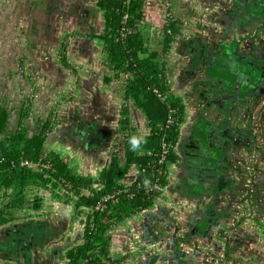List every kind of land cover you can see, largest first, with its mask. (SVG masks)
Segmentation results:
<instances>
[{
	"label": "crops",
	"instance_id": "crops-1",
	"mask_svg": "<svg viewBox=\"0 0 264 264\" xmlns=\"http://www.w3.org/2000/svg\"><path fill=\"white\" fill-rule=\"evenodd\" d=\"M172 1V9H169L166 13L171 14L174 19L173 22L178 21L181 24L182 20L183 22L187 21L186 25L184 24V29L190 28V24L195 22L192 21V18H195L193 10L198 8L199 0ZM84 2L86 0L65 2L63 0H0V75L2 76V81H4V84L0 86V114H3L4 111L6 113L4 115L6 136H9L10 126L13 123V119L16 118L17 129L15 131H17L19 123H25L26 119L23 122L19 117L20 110L15 112L16 110L13 107H9V105H13V97L10 96V94H13V89L12 87L8 89L12 84L10 83L12 79L19 81L22 84V86L19 85L22 89L31 84L29 83L31 79L34 80L36 91L39 88L41 92L39 90L38 93L41 95L43 94L42 84L45 87L49 86L50 89H55L64 82L66 74L63 70V61H67L68 57V60H71L72 64L76 65V73L79 67L80 69H86V73L79 75L80 80L77 83L78 95L75 98L74 105L67 107L65 110L63 109L60 119L63 123H68V120L71 122L74 120L73 116L78 114L79 109L77 108L81 102L87 106L90 105L92 112L100 116L98 128V134H100L99 137L101 138L100 144L95 145L93 150L90 143L86 145V148L80 146L76 139L71 143L58 130L62 124L59 127H55L49 121V130L45 133L42 150L44 149L45 153H52L57 156L64 166L71 170L72 174L92 179L94 182L93 188L99 187V182L97 181L99 174L93 177L95 173L92 175V172L97 168H101V171L110 162L112 153H116L118 154L119 168L124 170L122 179L119 181L123 189L129 183V179L132 180L135 176V171L139 167L133 163L125 165V143L128 141H126L125 137L127 136L126 133H123L122 139H118L117 142L113 143L115 137L113 133L114 129H116L114 125L119 124V130L122 133V127L127 131L126 125L129 124L135 129V133L139 135V139H135V141L145 140L150 135L151 129L142 110L131 99L125 97L124 91L122 94V88H125L123 85L124 81L130 74H122V71L113 69L107 45L102 39L97 38L98 33H103L105 21L103 11L96 7L95 1L89 8L85 7ZM160 2L159 0H143V18L138 22L137 28L141 39L144 41L143 48L145 53H140L139 56L149 57V55H155L156 63L163 68V72L169 82V91L167 93L169 95L173 93L174 95L177 88L175 89L172 87L173 85H170L172 72L170 69L176 62L175 50L171 51L168 48L164 50L165 35L163 27L168 22H166L165 10H161ZM183 3L187 4L186 10L183 9ZM77 7L80 8L78 9ZM173 10L176 15L170 12ZM212 17L215 19L216 15L210 13V18ZM175 38L177 39V36ZM16 47L21 48L19 51L23 55V57L19 58L20 63L28 64L24 67L20 64V68L23 67L22 70L27 74L26 78H24L25 75L23 77L21 74L19 75L20 78L17 76L20 70H18V66H15L14 58H12V55L16 54ZM168 50L169 52H167ZM68 66L70 65L68 64ZM68 68L72 70L71 67ZM72 73L73 78H75L73 71ZM98 77L101 78L100 82ZM28 80L29 82H27ZM98 105L101 108V112L96 111ZM125 109L127 113L123 114ZM46 119L44 122H46ZM121 120L124 121L122 124ZM135 133L134 135H136ZM107 138H109L108 141ZM104 149L105 152L111 150L108 159L103 155L105 154ZM88 153L90 154L89 156ZM120 153H122V156ZM73 155H77L79 163L72 167L68 163L74 158ZM171 165L169 163L166 164L167 169L171 168ZM86 168L92 169V171H86ZM94 172L97 173L96 170ZM168 179L167 177L164 182V191H167V189L172 187L171 185L177 183L172 176L169 179L170 183ZM40 186L46 189V186L49 185H44L39 180L35 184L29 183L23 190L22 200L19 203H15L17 198L11 187L0 192L3 197V203H0V210H2L5 219L0 224V264H70L72 261L71 256H69L70 252L76 250V246L82 244V237L87 225L86 215L89 210L85 207L73 208V201H69L68 204L65 203L67 197L62 192L60 193L59 190H57L55 197L63 205L60 210L56 211L57 213L48 211L46 208L42 209L39 205L32 207L34 213L25 210L28 191L33 187ZM7 189H9V193L6 192ZM84 191L87 192L88 190ZM162 194V197L153 201L151 206L146 209L148 213L143 214L144 210H142L140 213H134L130 217L116 222V225L113 224V227L118 226L117 235L111 234L112 226L106 231L107 236H109L108 250L114 243V236L120 239V246L125 248L128 242L135 240L150 244L151 242L147 239L148 232L146 229H156L157 232L161 230L166 233L165 237L169 233L185 232L188 229L187 220L190 222V219L184 214L183 205L185 202L182 200L183 197L176 191L170 193L171 195L166 194L165 196V193ZM179 202L181 205L178 204ZM65 207L71 208L65 210ZM151 220L152 222H147ZM175 222L179 223V227H175ZM247 229L246 231L253 236L252 242L245 247L242 245L240 251L238 249L233 254L231 261L226 264H264V223L261 221L253 227L249 224ZM35 230L41 233L37 237ZM213 231V235H215V232L222 231V229L216 227ZM20 235L24 236L23 241L12 246V250L9 249V242ZM63 239L67 240L62 247L60 241ZM211 240L200 238L196 234L191 237V242L198 248L199 254L197 252L196 256L202 254L196 260L198 263L210 264L207 263L206 252L202 251L200 247L213 246V244L215 246L214 241ZM143 253L144 250L140 254L143 255ZM109 257L113 258L110 255ZM113 259H119L121 263L124 260L120 256Z\"/></svg>",
	"mask_w": 264,
	"mask_h": 264
},
{
	"label": "flooded vegetation",
	"instance_id": "flooded-vegetation-1",
	"mask_svg": "<svg viewBox=\"0 0 264 264\" xmlns=\"http://www.w3.org/2000/svg\"><path fill=\"white\" fill-rule=\"evenodd\" d=\"M90 1H95L98 7L100 0ZM81 4L83 5L82 1ZM198 4L197 10L203 13L204 23L197 25L199 29H182L181 35L177 39L174 37L168 47L171 51L175 50L176 62L170 69V85L177 88L173 96L177 98L182 113L173 119L171 126L176 127L177 135L171 140L168 153V157L173 156L172 161L167 157L169 165H173L167 169V176L169 179L174 177L177 183L167 191L163 189L162 193L165 196L174 191L179 193L176 185L190 184V188L194 189L190 198H194L197 203L193 210L203 222L202 231L205 228L215 230L218 226L222 228L221 225L228 221L232 223L231 244L225 246L224 241H215L213 248L214 258L224 259L223 264H226V260L230 262L242 245L245 247L252 242V234L246 231L249 224L253 227L264 222V0H199ZM210 13L216 15V18H210ZM208 73L211 74V81L207 80ZM165 80L168 86L166 75ZM127 83L128 81L123 84L124 92ZM215 86L225 88L227 95L211 93ZM206 88H210L209 95L212 98L209 100L205 97ZM206 96L208 97V93ZM227 96L232 100L228 103L230 106L223 100ZM236 96L245 99L239 117V111L234 109L238 106L235 105ZM196 99L202 104L204 100L214 101V107L208 112L204 107L199 111L197 105L193 104ZM83 106L87 107V111H93L90 105L83 103ZM225 106H228L227 113ZM96 111L101 112L99 105ZM89 119L94 122L93 129L86 130L85 137L78 135L76 122L72 124L68 121L69 124H65L68 127L60 126L58 130L64 138L68 133L70 138L66 140L71 143L76 139L80 146L86 148L83 140L87 139L93 148L101 140L98 134L100 116L91 112ZM126 126L127 131L122 127V136L126 133L128 137H125L126 141L139 139L135 129L129 124ZM203 128L204 132L209 133L210 145L218 150L217 155H212L211 162L205 158L201 160L199 173L202 175L200 181L203 187H199L196 181V184H192L190 180L195 177V172L186 171L181 160L193 154L191 150L186 151L194 141L190 136L198 135ZM200 155L208 156V153L202 151ZM223 156V181L215 184L213 172L218 166V158L222 161ZM245 183L249 185L247 192L252 191V198L246 199L247 192L241 191ZM216 199L219 200L217 203ZM190 222L189 230H195L192 222L196 220L192 218ZM66 240H61L62 247ZM209 255V252L205 253L206 258ZM200 256L202 254L194 255L193 258L197 260ZM207 263L212 264L210 261Z\"/></svg>",
	"mask_w": 264,
	"mask_h": 264
},
{
	"label": "trees",
	"instance_id": "trees-1",
	"mask_svg": "<svg viewBox=\"0 0 264 264\" xmlns=\"http://www.w3.org/2000/svg\"><path fill=\"white\" fill-rule=\"evenodd\" d=\"M142 5L143 0H129L125 6L121 5L120 0H100L98 8L103 11L105 21L103 33H98L97 38L102 39L107 45L113 69L130 74L125 79L126 82L128 81L125 97L131 99L142 110L150 124L148 126L151 132L145 140L129 139L125 143V165L136 164L139 168H144L148 174L149 170L146 165L152 158L148 157L146 152L157 151L158 142L163 134L168 141L177 135L176 127L173 126H170L165 132L160 130V125L162 126L167 118L168 108L175 109L173 119L178 114L180 115L182 110L177 98L173 94H167L168 86L163 68L156 63L155 55L139 56L140 53H145L144 41L137 28L138 22L143 18ZM123 16H126V23L121 26L120 22ZM180 25L178 21H170L163 27L164 50L169 47L175 36H179L183 32ZM121 27H124L126 32L123 40L119 37ZM166 30L169 32L167 33ZM63 66L68 67L66 60L63 61ZM153 88L158 94L166 97L164 101H161L158 95L152 92ZM19 110L20 119H25L28 107ZM125 113H127L126 109L123 111V114ZM5 114V111L0 114V137H3L2 140L0 138V156L6 161L4 164H0V192L11 187L17 198V201L14 202L19 203L22 200V192L29 183L35 184L37 180H40L44 185H51L53 189L57 188L67 197L65 203L73 201V208L85 207L89 210L86 215L87 225L82 237V244L70 252L69 256L72 259L70 264H121L119 259L108 257L109 236L106 231L113 224L130 217L136 211L148 209L152 201L142 200L139 195L128 198L126 194L122 193L119 181L122 179L124 170L119 168L118 154L112 153L110 162L99 173L97 180L99 187L93 188L92 179L72 174L71 170L67 169L57 156L52 153H43L42 143L45 133L49 130V121L41 125L35 137L27 138L26 129L22 123H19V128L14 135L6 136ZM122 122L124 121L121 120V124ZM66 138H70L68 133H66ZM23 159L32 163L40 162L41 165L48 164L50 168L40 167L42 172L39 173L27 166H20L19 163ZM172 159L173 156L168 157V160L172 161ZM10 162L14 163L13 168H11ZM160 182L162 183V177H160ZM84 190H88L87 195L82 194ZM108 196L107 200H103ZM98 204L104 206L102 211L95 210ZM4 221V215L0 210V224ZM195 252L194 254H197L198 250Z\"/></svg>",
	"mask_w": 264,
	"mask_h": 264
},
{
	"label": "rangeland",
	"instance_id": "rangeland-1",
	"mask_svg": "<svg viewBox=\"0 0 264 264\" xmlns=\"http://www.w3.org/2000/svg\"><path fill=\"white\" fill-rule=\"evenodd\" d=\"M63 1L65 2V1H72V0H63ZM159 1H161L160 2L161 10L162 11L165 10V12H164L165 14H166V12L169 11V9L170 10L172 9L171 8L172 7L171 3L173 2L172 0H159ZM165 1H167V2L165 3ZM84 4L86 5L85 7H87V8H89L90 6L93 5V3L90 0H86V2H84ZM182 6H184L183 9L186 10L187 4L183 3ZM98 12H99V10H98ZM170 12H172L176 15L174 10L170 11ZM193 14H195V16H194L195 18H192V21H195V22L193 24H190V30L197 29V28L199 29V27L197 25L204 23V20L202 19V18H204L202 12L197 10V8L196 9L194 8ZM163 17H164V14H163ZM186 23H187V21L183 22V20H182V22H181V25L183 26L182 29H184ZM187 26H188V24H187ZM123 39H124V37H122V40ZM171 46L173 47V44ZM156 48H158V47H156ZM20 49L21 48L16 47V54L12 55V58H14L15 66L16 67L18 66V70H20V72H19V74H17V76L19 77V75L21 74L23 77L25 75L24 78H26L27 74L22 70V68L28 64L24 65L23 62L20 63L19 58L23 57L22 53L19 51ZM67 61H68L67 63L70 65L68 67H71L72 70L69 69L68 67L63 66L64 73L66 74V79L61 84V86H58L55 89H53V88L50 89L49 86L45 87L44 84H42L41 87L43 88L42 89L43 94H41V95H40V93H38L40 90L39 88L36 91V84H34L35 82L32 79L30 82H29V80L27 81L31 84H29V86L27 85V87L25 86L24 89L20 88V86H22V84H20L19 81L12 79V82H10L12 84L10 85V87H8V89L11 87L13 89V91H12L13 94H10V96L13 97V101H12L13 105H9V107H13L14 110H16L15 112H17V110H19L20 108L25 109L28 107L27 117L25 118L26 121H25V123L22 124V126L25 127V129H26L27 138L35 137L38 134L40 127L44 123L46 118H47L46 121L48 120V121L52 122L55 127L56 126L59 127L63 123L60 119L61 118V112L63 111V109L65 110L67 107L74 105L75 98L78 95L77 94V83L80 80L79 75H83L84 73H86V69L85 70L80 69V67H79L78 72L76 73V70H75L76 65H73L71 60H68V57H67ZM20 64L23 65L22 68H20ZM3 66L5 68V64ZM72 71L74 72L75 78H73ZM110 75H111V73H110ZM2 80H3L2 76L0 75V86L4 84V81H2ZM98 80L100 82L101 78L98 77ZM124 83H125V81H124ZM14 84H15V87H14ZM173 87H175V86H173ZM4 88H6V87H4ZM40 92H41V90H40ZM122 94H123V88H122ZM1 98H2V96H1ZM42 98H46V99H42ZM67 103H70V104L67 105ZM121 106H122V104H121ZM25 119H23L22 121L24 122ZM16 122H17V118L13 119V123L11 124L10 129H9V132H10V133H8L9 135L15 134V132H16L15 129H17ZM63 124H65V123H63ZM114 127L116 129H114V133H113V135H115V137L113 139V143L117 142L118 139H122V133H120L119 124H115ZM18 128H19V125H18ZM205 128L202 129L203 130L202 132H204ZM141 129H142V127H141ZM206 131H207V129H206ZM1 140H2V138H1ZM110 151L111 150H109V151L105 152V154H103L106 159L109 158ZM43 153L47 154L44 152V149H43ZM120 154L122 156V153H120ZM77 155H79V154H77ZM77 155L76 156L73 155L74 158L69 161V163H68L69 166L72 165V167H73L74 165L79 163L78 162L79 159H78ZM34 169H36L35 166H34ZM100 169L101 168L94 169V171L96 170L97 173L93 171L92 175H93V173H95L93 175V177H95L97 174H99L98 171H100ZM87 170L92 171V169L86 168V171ZM84 172H85V170H84ZM39 182L41 183L40 180H39ZM46 187H47L46 189L42 188V186L33 187L28 191V193L26 195L27 206L25 207V210L29 211L30 213L31 212L34 213L32 207L35 205H39V207H41L42 209L46 208L48 211H52L53 213L56 212L57 210H60V208L62 207L63 204L60 200L56 199V197H55L58 189H53L51 187V185L46 186ZM6 192L9 193V189H7ZM82 194L87 195V192L83 191ZM0 203H3V197L1 194H0ZM70 208L65 207V210H68ZM117 227L118 226H114L112 228L111 234L117 235L116 234L117 233L116 232ZM35 234L37 237L41 233L39 231L35 230ZM215 236H216V238H218V239H216V241L218 243L223 242V238L219 237L218 232H215ZM113 238H114V243H113V245H111V248H110L111 250L110 249L108 250V252H109L108 256L110 255L113 258H117V256L118 257L120 256V257L124 258V260L122 259L123 263H121V264H137V261H135V258L137 256L141 257L142 255L140 253H142L143 250H149L147 247L140 244L138 242L139 240L128 242L127 246L124 248V247L120 246V239L119 238H117L116 236H114ZM118 241H119V245H118ZM60 243H62V242L60 241ZM121 248H122V250H121ZM200 248L202 251H205L206 253L207 252L210 253V255L207 257V260L210 261L212 264H222L223 263L224 259L218 260L217 258H214L215 253H214V250L212 249L211 246H207V247L201 246ZM152 249L155 250V253H158V254L163 253L162 247H158L156 249L152 248ZM143 255H144V253H143ZM155 264H165V263L163 261H161V262L158 261Z\"/></svg>",
	"mask_w": 264,
	"mask_h": 264
},
{
	"label": "water",
	"instance_id": "water-1",
	"mask_svg": "<svg viewBox=\"0 0 264 264\" xmlns=\"http://www.w3.org/2000/svg\"><path fill=\"white\" fill-rule=\"evenodd\" d=\"M210 76H211V74L208 73V77H207L208 81H211ZM209 91H210V88L205 89V94L207 95V93H208V97L205 95L207 100L212 98V96L209 95L210 92L216 93V94L221 93V94H223V96L227 95L225 88L219 89V88H217V86H215V88L212 91H210V92ZM223 100L227 101L226 105H228V103H230L232 101L228 96L225 97V99H223ZM244 102H245L244 98L236 96L235 105L238 104V106L234 107V109L236 111H239L237 113L238 117L241 116V108H242V105L244 104ZM193 104L197 105L196 108L199 111L202 110L204 107V110L206 112H208L209 110H211L212 107H214V101H205L204 100V102L202 104V103L197 102V99H196L195 102H193ZM228 106H230V104ZM228 106H225L226 113L228 111V108H227ZM77 109H79V111L77 112L78 114L73 116L74 120L71 121V123L75 124V122H76L75 127L77 126L76 130L78 131L77 132L78 135H80V136L82 135L85 137L86 132H87L86 130L93 129V125H92L93 121H91L89 119V113H91L92 111H87V107L85 108L83 106L82 102ZM75 112H76V110H75ZM65 124L68 125L69 123H65ZM65 124L62 123V126L63 127L67 126ZM208 128H210V127L208 126ZM190 139L194 140V141H193V144H191L189 141V144H191V145H190L189 149H186V151L191 150L193 154H190L189 158L187 156V159H185L186 157L183 158L181 161H182V164L184 163L183 167L186 171H188V172L194 171L195 172V177L190 178V180H192V184L197 183V185L199 187L200 186L203 187L202 186L203 184L200 181L202 175L199 173V171H200L199 168L202 167L201 160L203 158H205V160H207L208 162H211V159L213 158V156L217 155L218 148L217 147L215 148V147L210 145L209 133H206V132L199 131L198 135L192 134L190 136ZM83 141L86 142L85 145H87L89 142L87 139H84ZM202 151L207 152L208 156H201L200 154L202 153ZM224 159H225V156H223V159H221L222 161H220V158H218L219 162L216 163V165H218V166H217L216 170L213 172V176H212L213 183L215 182V184L220 182V181L221 182L223 181V179H221V177H223L221 167H222ZM197 171H198V175H196ZM208 178H209V176H208ZM195 181H196V183H195ZM248 188H249V185L245 183L243 185L241 191L247 192ZM176 189H178L180 196L183 197L182 200L185 202L183 205L184 206V214L190 220L192 218H193V220H196V222H192V223H193V228L195 230L197 229L198 231L196 230V232H195V230H189V226H190L191 222H189L188 220H187L188 229L185 230V232L181 231V232L169 233L170 235L168 234L167 237H165L166 233H164L161 230H160V232H157L156 229L155 230L149 229L150 231L148 229H146L148 232L147 239L151 243L147 244V243L139 242L143 246L149 247L148 248L149 250L148 251L144 250V255H142L141 257L137 256L135 258V261H137V264H144V263L145 264H155L158 261H160V262L163 261L165 264H202V263H198L196 261V259L193 258V256L196 255L193 253H196L195 250H198V248H197V246H195L191 242V237L194 234H196V235L200 236V238H205V239H210V240L212 239L211 241H214V242L216 241V239H218V238H216L215 235H213V232H214L213 229L209 230V228L208 229L205 228L204 231H202L203 222L201 219H199V217L196 216L195 210H193V207H195V205H197V203H196V200L194 198H190V195H193V192H194V189L190 188V184L189 185H176ZM180 190H183V191L181 192ZM250 192H251V194H250ZM252 195H253L252 191L249 190L245 194V198L246 199L252 198ZM255 196H256V194H255ZM218 201L219 200L216 199L215 202L217 203ZM180 202L178 203L179 205H181ZM185 209H188V210H185ZM145 213H148V211L144 210L143 214H145ZM234 215H236V214H234ZM204 219H205V217H204ZM147 222L150 223V222H152V220L147 221ZM177 222L174 223L175 227H177V226L179 227V223H177ZM206 223H208V221H206ZM231 224L232 223H230V221L226 222L225 224L221 225L222 231H218V235L220 238H223L225 246H229V244H231V239L233 237V235H232L233 232L231 231L232 230ZM218 228H220V227L218 226ZM225 231H228V233L226 234ZM31 236H32V234H31ZM206 236H208V237H206ZM23 237H24L23 235H20L19 237L12 239V241L9 242L8 248L11 249V248H13L12 246L19 244L20 241L22 242ZM30 242H31V239H30ZM212 244H213V242H212ZM158 247L163 248L162 254L155 253V250L152 249V248L156 249ZM211 247H212V249L215 248L214 244ZM224 249H225V247H224ZM223 251L224 250L222 249V252ZM227 251H228V249H227ZM227 262H229V261L226 260V263Z\"/></svg>",
	"mask_w": 264,
	"mask_h": 264
},
{
	"label": "built area",
	"instance_id": "built-area-1",
	"mask_svg": "<svg viewBox=\"0 0 264 264\" xmlns=\"http://www.w3.org/2000/svg\"><path fill=\"white\" fill-rule=\"evenodd\" d=\"M120 2L122 6H125L127 5V3H129V0H120ZM166 17H167L166 22H169V21L173 22L174 19L172 18L170 13H166ZM125 23H126V16H123L120 22V25L122 26ZM168 32L169 31H167V33ZM125 35H126V32L124 30V27H121L119 31V37L122 38V37H125ZM152 92L156 93L158 95V98H160L161 101L165 100V97L158 94L155 88L152 89ZM174 113H175V109H172L171 107L168 108L167 118L164 124L162 126L160 125V130L162 132H165L172 125ZM170 149H171V141H168L166 139V136L163 134V136H161L158 142L157 151L149 150L146 152V155L152 158L149 161V163H147L146 165L149 170V173L146 174V171L144 168H137L135 171V176L132 178V180L129 179L130 181L127 184V186H125L122 189V193L126 194L128 198H134L137 195H139L142 200L146 199L148 201L151 200L152 202L162 197V191L164 189V182L166 181L168 177L166 164H168L167 157H168V153ZM5 162H6L5 158L0 156V164H4ZM19 165L27 166L33 171H37L39 173L42 172L40 167L46 168V169L50 168L48 164L41 165L40 162L32 163L25 159L21 160ZM10 166L11 168H13L14 163L10 162ZM34 166L36 167V169H34ZM160 177H162V183L160 182ZM132 181H134L135 183ZM108 198L109 196L105 197L103 200H107ZM103 208H104L103 205L98 204L95 207V210L102 211ZM141 210L142 209H140L139 211H136V213H140ZM112 264H115V263H112Z\"/></svg>",
	"mask_w": 264,
	"mask_h": 264
},
{
	"label": "bare ground",
	"instance_id": "bare-ground-1",
	"mask_svg": "<svg viewBox=\"0 0 264 264\" xmlns=\"http://www.w3.org/2000/svg\"><path fill=\"white\" fill-rule=\"evenodd\" d=\"M220 18V17H219ZM153 57V56H152ZM242 65V64H241ZM151 95H153V94H151ZM168 100V99H167ZM254 107V106H253ZM150 125V124H149ZM198 125V124H197ZM172 133V132H171ZM242 144V143H241ZM51 161V160H50ZM257 180V179H256ZM172 181V180H171ZM205 186V185H204ZM51 193V192H50ZM237 198V197H236Z\"/></svg>",
	"mask_w": 264,
	"mask_h": 264
}]
</instances>
